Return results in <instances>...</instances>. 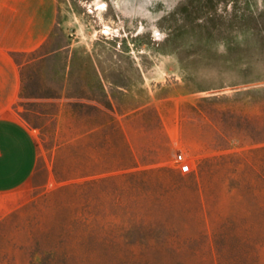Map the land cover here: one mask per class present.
<instances>
[{
  "label": "rangeland",
  "instance_id": "rangeland-1",
  "mask_svg": "<svg viewBox=\"0 0 264 264\" xmlns=\"http://www.w3.org/2000/svg\"><path fill=\"white\" fill-rule=\"evenodd\" d=\"M56 3L13 56L38 160L2 200L26 201L0 217V264H264V0ZM101 180L87 206L73 186Z\"/></svg>",
  "mask_w": 264,
  "mask_h": 264
},
{
  "label": "crops",
  "instance_id": "crops-1",
  "mask_svg": "<svg viewBox=\"0 0 264 264\" xmlns=\"http://www.w3.org/2000/svg\"><path fill=\"white\" fill-rule=\"evenodd\" d=\"M56 19V0H0V217L25 203V198L2 200L29 182L38 160L31 131L12 112L19 92L13 56L43 45Z\"/></svg>",
  "mask_w": 264,
  "mask_h": 264
},
{
  "label": "trees",
  "instance_id": "trees-1",
  "mask_svg": "<svg viewBox=\"0 0 264 264\" xmlns=\"http://www.w3.org/2000/svg\"><path fill=\"white\" fill-rule=\"evenodd\" d=\"M225 0H205L206 6L208 8H211L213 6V3H220V2H224ZM186 10V6H183L182 8L179 9V12L181 14L184 13V11ZM163 171V170H162ZM135 177V175L133 174H126V175H121L120 177L117 178H124L126 183L128 184V186L132 183V179ZM116 178V179H117ZM106 180V179H105ZM105 180H101V181H91V182H86L84 184H77L74 185L73 187L79 188V194L80 196H82L88 206V200L89 198H94V195H96L99 191H102L99 184H102ZM181 178L177 177L174 179L175 182L180 181ZM173 181V182H174ZM130 189V188H129ZM122 190V189H121ZM124 194V193H123ZM123 195L122 194H117L115 201L117 204H119L121 197ZM94 199L97 200L98 202V198L95 197ZM261 200H264V197L262 196ZM264 206L260 205V207L258 208L259 212L261 214H264ZM89 216L91 217H98L100 214L99 213H88ZM113 215V214H112ZM118 214H115V216L113 215V217H118ZM88 218H84L83 219V223H86ZM119 229H112V230H100L97 234H102V237L99 236H93L91 237V239L87 242L86 244V250L89 253L90 256H95L97 258H106V257H110L113 256V250L116 246L115 244V236L117 235V238H119L120 236L117 234ZM123 239H126L125 236H121Z\"/></svg>",
  "mask_w": 264,
  "mask_h": 264
},
{
  "label": "built area",
  "instance_id": "built-area-1",
  "mask_svg": "<svg viewBox=\"0 0 264 264\" xmlns=\"http://www.w3.org/2000/svg\"><path fill=\"white\" fill-rule=\"evenodd\" d=\"M183 169H185V167Z\"/></svg>",
  "mask_w": 264,
  "mask_h": 264
}]
</instances>
